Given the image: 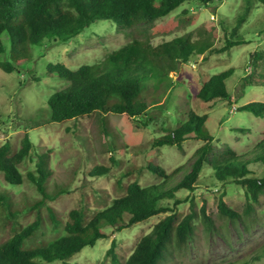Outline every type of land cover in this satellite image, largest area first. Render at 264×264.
<instances>
[{
    "label": "rangeland",
    "instance_id": "374dc122",
    "mask_svg": "<svg viewBox=\"0 0 264 264\" xmlns=\"http://www.w3.org/2000/svg\"><path fill=\"white\" fill-rule=\"evenodd\" d=\"M222 1L220 7L217 2L211 3L210 7L197 1L185 3L152 26L122 29L112 20L97 21L65 43L44 41L41 45H19L10 39L8 33L3 34L4 51L0 54V63H10L14 71L7 73L0 68V147L10 142L15 150H19L25 134L29 135L34 147L31 156L20 167V173L25 177L23 185L6 184L0 172V194L11 195L13 200L12 208L0 205V244L12 236L14 223L27 226L36 219L38 211L35 209H22V213L13 219L9 208L15 211L21 205L42 199L35 186L26 180L29 172H36L38 155L42 153H49L50 186L63 193L54 201H46L39 210L44 218L43 226L26 241L28 246H32L31 241L42 246L64 236V222L73 208H83L93 214L110 206L113 199L124 194L117 182L121 187L136 181L143 187L160 184L161 180L148 169L150 164L159 165L168 173L185 167L175 179L176 183L180 181L190 171L194 155L203 142L187 140L184 151L171 146L154 148L152 143L165 135L166 130L173 129L185 110L192 109L198 115L208 117L206 127L214 137L217 151L226 147L238 155L255 151L264 138V118L239 109L251 103H264V87L243 86L247 84L245 79L252 74L251 55L264 51V6L253 8L247 22L238 32L232 33L244 11L243 0ZM191 21L193 24L189 25ZM180 23L188 25L179 29ZM166 25L171 28V33L162 36L158 31ZM222 27L229 30L230 40L244 39L246 43L225 53L206 54V60L202 56L194 57L190 63L181 64L178 71L162 79H148L158 89L155 96L164 95L166 105L164 109L150 110L147 125L114 113L106 115L103 121L98 120L99 113L61 123L51 121L48 100L55 92L68 87L69 82L51 75L50 64H62L71 70L83 65H96L135 39L145 40L149 34L154 35L151 42L157 46L186 33H191L196 39L204 38L216 28L217 37L210 41V46L221 48L225 44ZM230 69L234 73L226 85L233 104L228 101L202 104L196 95L204 81ZM100 166L109 168V173L91 176V171ZM251 168L257 170L258 175L263 174V167ZM177 195L190 200L179 207L181 212L189 213L191 201H194L196 210L199 212L205 207L214 224L210 231L206 224L197 222L191 243L184 248H176L167 264H241L244 261L264 264V259L256 260L264 248V195L259 203L249 202L245 188L232 183L221 184L211 179L208 172L194 192L180 191ZM221 199L242 216L241 220L231 222L221 217ZM9 201L7 198L6 203ZM51 212L62 221L57 228L51 222ZM165 216L152 217L109 240L99 241L94 247L84 248L69 262L124 264L138 241ZM113 241L115 250L112 255H107Z\"/></svg>",
    "mask_w": 264,
    "mask_h": 264
},
{
    "label": "trees",
    "instance_id": "16d2710c",
    "mask_svg": "<svg viewBox=\"0 0 264 264\" xmlns=\"http://www.w3.org/2000/svg\"><path fill=\"white\" fill-rule=\"evenodd\" d=\"M193 1L205 7H210L215 2L220 7L223 3L222 0H0V54L4 51L2 36L5 32L19 45H41L44 41L65 43L79 36L91 24L102 20H112L122 29L152 26L157 20ZM242 2L244 11L232 33L238 32L247 22L253 8L264 6V0ZM187 25L188 23H180L177 27L186 28ZM170 31L171 28L166 25L158 32L162 36H168ZM222 31L225 44L221 48L210 46V41L217 37L216 28L204 38L196 39L191 33H186L157 46L151 42L154 35L149 34L145 40L135 39L96 65H83L77 70H71L62 64H50L48 69L51 75L69 82L68 87L55 92L48 100L51 121L61 123L94 113H99L98 120L103 121L106 115L114 113L126 115L147 125L150 110L164 109L166 105L164 95L160 93L155 96L158 89L152 86L153 81L147 80L162 79L178 71L181 64L190 63L194 57L202 56L206 60V54L225 53L234 46L246 43L244 39L232 41L229 30L222 27ZM250 64L252 74L245 79L247 84L243 86L264 87V51L253 53ZM0 68L7 73L14 71L13 65L8 62L0 63ZM233 73L234 70L230 69L209 77L196 98L202 104L228 101L232 105L233 97L226 82ZM239 110L264 118V103H251ZM179 116L176 126L166 130V134L154 140L152 146H171L184 151L187 140L203 142L194 155L190 171L180 181L176 183L175 179L185 167L168 173L159 165L150 164L148 169L161 180L160 184L143 187L136 181L121 187L120 182H117L124 194L113 199L110 206L93 214L83 208H73L64 222V236L42 246L31 241L32 246H28L26 241L43 226L44 218L39 210L46 201H54L63 193L60 189H52L49 184V153L38 155L37 170L29 172L26 180L35 186L42 199L21 205V208L12 211V196L0 194V205L10 207L13 219L22 213V209L38 211L31 224L23 226L18 222L14 223L12 236L0 244V264H41L55 261L73 264L69 260L84 248L94 247L101 240H109L115 234L160 215L166 216L138 241L134 252L124 264H167L176 248L181 249L191 243L197 222L206 224L210 231L212 229L214 221L207 215L205 207L198 212L194 201H191L190 212L185 214L179 207L190 200L177 195L180 191L194 192L207 172L211 179L221 184L242 186L247 191L248 201L259 203L260 197L264 195V170L262 175H258L257 170L251 166L264 169V138L250 154L238 155L229 147L217 151L214 137L206 127L207 116H200L192 109L185 110ZM33 147L28 134L23 136L19 150H15L10 142L0 147V172L3 173L6 184H24L25 177L20 173V167L31 156ZM109 171V168L100 166L94 168L90 175L100 177L107 175ZM7 198L10 199L9 204L6 203ZM170 202L173 204L170 205ZM219 214L231 222L242 218L222 199ZM50 219L55 228L62 223L54 212H51ZM115 247L116 243L113 241L107 255H112ZM257 257L258 261L264 259V248ZM241 264L252 263L244 261Z\"/></svg>",
    "mask_w": 264,
    "mask_h": 264
}]
</instances>
